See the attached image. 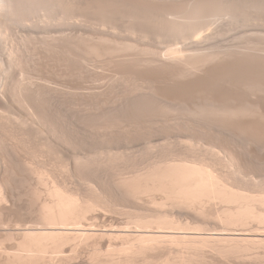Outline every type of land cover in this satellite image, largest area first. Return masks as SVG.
Returning a JSON list of instances; mask_svg holds the SVG:
<instances>
[{"label":"bare ground","instance_id":"6f19581e","mask_svg":"<svg viewBox=\"0 0 264 264\" xmlns=\"http://www.w3.org/2000/svg\"><path fill=\"white\" fill-rule=\"evenodd\" d=\"M255 1L143 0L142 3L146 2L149 9L153 8L152 11L155 13L150 28L160 35L165 33L173 42V44L168 43L170 46L164 48L165 51L163 49L157 51L153 40L148 44L151 46L153 43L155 45L153 48L138 44L137 42L141 43V40L138 41L137 38L132 39L134 42H130L129 38L124 41L117 38L116 40L114 38L118 36L116 31L118 27L114 26L116 23L112 25L113 22L103 21L105 18L108 21L112 19V17L108 19V10L107 13L106 10L98 11L97 16L90 14V17L86 16L101 22L99 36L97 33V37H92L95 36L93 33L91 36L86 35L81 28L82 19L86 15L83 0H0V117L5 118L3 120L16 123L20 132L26 133L24 135L37 134L43 139L42 141L39 138L42 145L59 149L62 153L65 149L70 164L73 163L75 168L78 166V171H81L79 166L83 163L81 161L84 157L83 159L82 156L79 157L80 151L77 152L76 146L84 131L105 138L104 141L98 139L102 145L99 144L100 147L96 151L100 149L102 153L115 154L117 158L120 157V162L124 157L125 160L126 158L132 160L130 157L139 156L145 151L157 153V151L179 150L177 152L183 151L187 154L191 151L196 152L195 154H198V151L203 152L197 157L192 154L190 155L192 157L181 155L182 157L173 159L172 156V159L168 160L159 158L151 164L149 161L147 162L149 166L145 168L142 166V169L141 166L137 167L136 169L139 168L137 171L127 172L125 176L118 174L114 181L111 180L119 194L118 199L120 197L119 200L122 199L127 207L135 209L132 210L135 217L132 218L130 215L131 218L125 220L118 215L111 219V226H108L112 227V230L107 227L106 231L108 232L109 228L110 233L111 231L115 233L111 235L104 233L110 237H106L110 239L109 245L108 242L99 243L98 239L104 234L93 231V228L98 229L97 231L101 229L95 222L98 218L95 216L102 212L104 214V211L108 212L105 215L109 216L114 210L126 212L123 208L119 210L115 206L108 205L109 200L106 203L103 197L106 192L102 195L101 189L97 191L96 188L95 190L88 186V191L80 192L81 190L78 191L77 188L74 190L70 184L68 185V181L65 182V178L64 181L60 179L61 183L56 182L57 179L52 181L45 169L30 171L31 166L25 162L30 166L26 165L30 168L32 176L37 177L39 181L36 185H42L41 189L44 188L42 191L38 189L41 198L39 197V205L36 204L38 217L35 225L43 229L65 228L72 231L54 232L47 229L35 232L26 228L28 232H25L26 230L23 232L21 229L22 240L16 243L15 251L7 253L3 249L7 255L4 254L6 256L2 264L50 262L53 264H226L233 260L243 261L250 256L263 260L264 254L256 252L264 250V163L257 162L256 165L244 168L241 164L229 162V159L232 160L230 154L234 151L253 149L264 152V85H258L261 83L258 82L259 80H257L258 84H254L256 73L253 75L252 71L250 75V70L247 71L249 75L243 72L246 78L243 76L242 78H245L247 83L253 79L254 83L250 82L245 87L236 84L238 87H235H240L239 89L223 90L225 87L223 83L220 84V87L223 84V88L217 87L220 82L216 84V80L209 77L205 85L196 86L195 92L189 90L192 89L190 85L195 83L196 79H200L203 73L209 72L213 65L224 63L228 59L264 66V29H259L264 27L262 26L264 0L258 1L259 3ZM254 17L260 19L262 23L260 27L257 25L260 22L255 21ZM251 18L254 20L251 21ZM132 20L131 23L134 22ZM251 24L256 25V28L249 30L253 27ZM238 26L241 29L236 30L235 33L239 36H233L235 40L230 42L226 40L227 43L218 42L219 38L222 39L221 36L233 34ZM136 28L135 31L139 30ZM146 32L139 34L144 33L147 36L153 33ZM132 33L135 36L137 32ZM119 36H121L120 32ZM142 42L147 44L146 41L142 40ZM132 52L139 54L136 57L131 56L129 53ZM85 54L90 58H86ZM145 54L151 56L145 57ZM105 57L106 59L115 57L118 59L117 64L122 63L128 71L139 74V77L142 73L146 75L150 70L159 71L160 74L162 71L164 76H161L164 80L161 78L158 81L165 85L159 89L166 97L157 96L156 89L147 82L131 83V80H126L127 78L125 79V75L122 74L115 77L113 83L115 86L108 82L113 87L109 85L103 87L104 84H99L100 87L97 85V88L95 85L89 86L91 88L88 89L87 86L82 87L80 77L83 67L88 70L90 61L102 62L106 60ZM53 63L56 67L52 66ZM54 67L55 74H53L54 70H51ZM67 68L71 70L70 85L64 82ZM225 68H221L229 69L225 75L233 73H230L229 67ZM241 70L238 74L242 72ZM217 74L221 77L223 74V79L226 77L224 73ZM260 75L263 80L264 74L262 76L260 73ZM232 77L238 80L235 75ZM242 78L240 79L239 76L240 83ZM232 85L230 86L234 87ZM241 87L244 88L241 90ZM83 88L87 91H82ZM110 89L116 90L120 97L110 102L103 101L105 100H102L103 95ZM67 96L72 103L70 109L72 115L69 123L60 125L63 120L60 123L55 121L58 120L56 117L59 116L58 112ZM173 98H177L178 101L177 99L173 101ZM82 118L83 122L86 120L85 124H81ZM96 145L98 146V143ZM5 162L0 158L2 172L7 170ZM70 167L68 165L66 168ZM60 168L62 170L63 167ZM70 170L71 168L65 172ZM28 180H25L27 184ZM8 187L11 186L7 182H0V226L11 225L10 221L6 223L4 220L9 219L4 217L11 207L13 197L10 192L14 191H10ZM37 188H35L36 193H38ZM33 190L31 192L34 196L37 195ZM92 192L95 195H92ZM12 207L14 208L13 205ZM101 210L103 211L100 212ZM86 227L89 229L86 230ZM93 238L94 240L98 238V243L96 240L94 242ZM104 244L107 246H103ZM66 247H70L69 253H66ZM83 251L88 255L85 260L83 259L84 262H80Z\"/></svg>","mask_w":264,"mask_h":264},{"label":"rangeland","instance_id":"374dc122","mask_svg":"<svg viewBox=\"0 0 264 264\" xmlns=\"http://www.w3.org/2000/svg\"><path fill=\"white\" fill-rule=\"evenodd\" d=\"M120 1V2H119ZM127 1V2H126ZM142 1L143 0H139V1H136V0H83V5H84V8H85V17L82 19L83 21H82V32H84L86 35L87 34H90L89 36H91L92 34L91 33H93V34H95V36H92V37H97L96 36V33H97V35L99 36V33H101L100 32V27L101 26H99L100 24H101V22L100 21H98V20H96V19H91V18H87V17H90V15L91 16H97V13H99V12H101V11H105L106 13H107V10H108V14H109V17H108V19H110L111 17H112V19H110L109 21L107 20V18H105V20H103V21H107L108 23H111V22H113V23H111L112 25H114L115 23V27L117 28V37L115 36L114 38L116 39H121V41H124L125 39H128V40H131L130 42H134V40L137 38V39H139L138 41H140L141 40V43H139V42H137L138 44H140V45H147V46H149V47H151V48H153V47H155V45L157 46V47H159L160 49H157V47L155 48V50H160V51H162V49H163V51H165L164 50V48H168L169 46H170V44L172 43L173 44V42L171 41V39H169V37H167L166 36V34L165 33H162L161 35H160V33L159 32H157V31H155V30H152L151 28H150V26H151V22H152V20L153 19H155L154 17H155V13H153V11H152V9L153 8H151V9H149V6H147L148 4L146 3V2H143L142 3ZM252 1H255V0H252ZM258 1H260V0H256L255 2H258ZM141 2V3H140ZM95 3V4H94ZM120 3H121V5H120ZM136 3V4H135ZM259 3V2H258ZM114 4V5H113ZM134 6H133V5ZM94 5V6H93ZM130 5V6H129ZM119 6V7H118ZM144 6V7H143ZM93 7V8H92ZM123 8V9H122ZM127 8V9H126ZM91 9V10H90ZM96 9V10H95ZM98 9H100V10H98ZM144 9H145V11H144ZM86 10H88V11H86ZM117 10V11H116ZM147 10V11H146ZM155 10V9H154ZM96 11V12H95ZM99 11V12H98ZM88 12V13H87ZM90 12V13H89ZM95 13V14H94ZM150 13V14H149ZM90 14V15H89ZM113 16H112V15ZM154 14V15H153ZM89 15V16H88ZM124 15V16H123ZM87 16V17H86ZM153 18H152V17ZM257 16V15H256ZM116 17H118V19L116 18ZM259 17V16H258ZM257 17V18H258ZM115 18V19H114ZM124 18V19H123ZM129 18V19H128ZM137 18V19H136ZM253 18V17H252ZM251 18V19H252ZM254 18H256V17H254ZM256 18V20L255 21H257V22H260L259 24H257L258 26L259 25H262V23L264 24V18L262 19V23H261V21H260V19L258 20ZM260 18V17H259ZM262 18V17H261ZM117 19V20H116ZM119 19H120V23H119ZM128 21H127V20ZM131 19H133L134 20V22H136V23H134V22H130L131 21ZM147 19V20H146ZM122 20H124L123 22H122ZM132 20V21H133ZM139 20V21H138ZM254 19H252L251 21H253ZM141 21V22H140ZM146 21V22H145ZM84 22H85V24H84ZM100 22V23H99ZM115 22V23H114ZM125 22V23H124ZM129 22V23H128ZM145 22V23H144ZM123 23V24H122ZM143 23V24H142ZM147 23V24H146ZM149 23V24H148ZM142 24V25H141ZM132 26V27H130V26ZM141 25V27H139ZM252 26H253V24H251ZM251 25H248V27L249 26H251ZM134 26H138V28H136V27H134ZM144 26V27H143ZM148 26V27H147ZM255 26V27H254ZM253 27H250V29L249 30H251V28L252 29H255L256 28V25H254ZM257 26V27H258ZM262 26H264V25H262ZM126 27V28H125ZM260 27V26H259ZM258 27V28H259ZM135 28L136 29H139V30H136L135 31ZM144 28H145V30H144ZM240 27L238 26V28H236L235 29V31L234 32H232L233 34L235 33V32H237L238 30H240L239 29ZM245 30H246V28H244ZM248 29H247V31H248ZM259 29H264V27H260ZM86 30V31H85ZM118 30H119V32H120V35L121 36H119V32H118ZM130 30H133V31H130ZM141 30H143V31H141ZM149 30H151V31H149ZM237 30V31H236ZM244 30V31H245ZM140 31V32H139ZM146 32V33H152L153 31H155V32H153L152 33V35L151 34H147V36H145L144 35V33L143 34H139V33H141V32ZM149 31V32H148ZM129 32V33H128ZM132 32H139L137 35L135 34V36L134 35H132L133 33ZM106 34H108V33H106ZM128 34V35H127ZM130 34V35H129ZM164 34V35H163ZM231 34L230 36H232V37H230L229 35L227 36V35H225V36H221V38L223 39H220L219 38V40H218V42H221V43H227V42H230V41H233V40H235L234 39V37L236 36V37H238L239 35L238 34ZM250 34V33H249ZM148 35H149V37H148ZM151 35V36H150ZM132 36H134L133 38H132ZM143 36V37H142ZM160 36V37H159ZM161 36H165L164 38L162 37L161 38ZM234 36V37H233ZM119 37V38H118ZM127 37V38H126ZM144 37H148V38H145L144 39ZM226 37V38H225ZM131 38V39H130ZM159 40H158V39ZM166 38H168V39H166ZM233 38V39H232ZM116 39V40H117ZM132 39H134V40H132ZM147 39V40H146ZM230 39V40H229ZM127 40V41H128ZM142 40L143 41H146V43L147 44H144L145 42H142ZM151 40V41H150ZM154 42H153V41ZM226 40H227V42H226ZM137 41V40H136ZM135 41V42H136ZM150 41V43H148V42ZM170 41V42H169ZM151 42H153L152 43V45L150 46V45H148V44H151ZM143 43V44H142ZM168 43H170V44H168ZM164 45V46H163ZM169 45V46H168ZM167 46V47H166ZM131 56L132 55H134L135 57L136 56H138V54H136V52L135 53H129ZM146 55V54H145ZM86 58L88 57V56H86V54L84 55ZM150 57L151 55H146L145 57ZM90 57H88V59H89ZM109 58L110 57H108L107 59H106V57H105V59L107 60H103L102 62H95V61H90L91 63H90V67H89V69L87 70V68H85V67H83V71H82V73H81V76L82 77H80V80H81V85H82V87L84 86V88L87 86V89H88V87L89 86H94L95 85V87L97 88L98 86L100 87V85H102V84H104V85H102L103 87L105 86V85H107V87H109V86H112L113 85V83L115 82V80H116V76H121V74H122V76H124L125 75V79L126 80H128V81H130L131 83L133 82V83H135V82H139V83H141V82H143L144 81V83H148V84H150V85H152L155 89H156V94H157V96H162V97H164V95L162 94V92H161V89H159V88H162V86L163 85H165V83H163V84H161L162 82L161 81H158V79H161L162 78V76H164V75H162V71H161V74H160V72L159 71H147L146 72V75H144L145 73H142L141 75H140V77L138 76L139 74H134L132 71H128V68H126V66H123L122 65V63H120L119 62V64H117L118 63V59H116L115 57H111L110 58V61H108L109 60ZM115 60H117V61H115ZM236 60V59H235ZM106 61V62H105ZM109 62H111V64L109 63ZM229 62V63H228ZM237 62H239V63H237ZM241 62H243V63H241ZM115 63V64H114ZM94 64V65H93ZM114 64V65H113ZM235 64V65H234ZM257 63H255V64H253L252 65V63L250 62H246V61H239V60H236V61H234V60H227V61H225L224 63H221V64H217L216 63V65H213V68L209 71V72H206V73H203L204 75L203 76H201V77H203V78H201L200 77V79H194L195 80V83L193 82L191 85H190V87L192 88V89H189L190 87L188 86V89L189 90H191V92L193 91V92H195L194 90H195V88H196V86H201V84L202 85H205L206 83V79H209V77H210V79H212L213 78V80H216V84H217V82L219 81L220 83H219V85L217 84V87H220V84L221 83H223L224 84V86H223V84L221 85V87L220 88H223V90L225 89V90H230L231 88H235V89H239V88H236V87H238V85H236V84H240L241 86L242 85H244V87L246 86V85H248L250 82L251 83H254V82H256V83H254V84H258L257 83V80H259L258 82H261V83H259L258 85H264V77L262 78L263 80H261V75H260V73L262 74V76H263V74H264V66H262V65H260V64H257ZM55 65V67H56V64L55 63H53V65L52 66H54ZM99 65V66H98ZM103 65V66H102ZM117 65V66H116ZM240 65V66H239ZM242 65V66H241ZM261 67H263L262 69H260L259 67L260 66ZM215 66H217L216 68H215ZM220 66H221V68H225V66H226V68L225 69H227V67H229L230 68V73L231 72H233V73H229L230 75H225V73H228L229 72V69L228 70H224V69H221L220 68ZM256 66V67H255ZM257 66H258V68H257ZM55 67L54 68H51V70L53 69H55ZM250 67V68H249ZM91 68V69H90ZM107 68V69H106ZM234 68H236V69H234ZM239 68H242V69H244L245 71H243V70H241L242 72H239L240 74H238V71H240L239 70ZM215 69H219L218 71L217 70H215ZM96 70V71H95ZM130 70V69H129ZM213 70H214V73H213ZM220 70H222V71H220ZM232 70V71H231ZM234 70H236L235 72H234ZM251 70V72H249V74L250 75H252V71H253V75L255 76V80H250L249 81V78L247 77V80L249 81V83H247V81L245 80V78H246V76H244V73L243 72H245V74H248V72L247 71H250ZM259 70H261V71H259ZM69 71V72H68ZM90 71V72H89ZM115 71V72H114ZM128 71V72H127ZM211 71H212V73H211ZM216 71V72H215ZM223 71H225V72H223ZM53 72V71H52ZM55 72H56V70H54V72H53V74H55ZM149 72H150V74H149ZM220 72L221 73H224V75L226 76V77H224V79H223V74H222V77L221 76H218V74L217 73H219L220 74ZM258 72H260L259 73V75H258ZM160 75H159V74ZM216 73V74H215ZM242 73V74H241ZM65 74H66V77H65V84H67V85H70L71 84V81H72V79H71V70L69 69V68H67L66 70H65ZM119 74V75H118ZM214 75V77H213V75ZM233 74V75H232ZM248 74V75H249ZM85 75V76H84ZM148 75V76H147ZM162 75V76H161ZM207 75V76H206ZM236 76V77H238V80H236V78L234 77H232V76ZM238 75V76H237ZM143 76V77H142ZM218 76V77H217ZM239 76H240V79L242 78V76L243 77H245V78H242V80H241V83H240V81H239ZM259 76V77H258ZM102 77V78H101ZM116 77V78H115ZM130 77V78H129ZM227 77H229V78H227ZM95 78V79H94ZM111 78V79H110ZM252 78V77H251ZM256 78H258V79H256ZM260 78V79H259ZM90 79V80H89ZM130 79V80H129ZM202 79V80H201ZM205 79V80H204ZM228 79V80H227ZM233 79H234V81H233ZM114 80V81H113ZM118 80V79H117ZM133 80V81H132ZM162 80H164L163 78H162ZM235 80H236V82H235ZM204 81V82H203ZM225 81V82H224ZM229 81H232L231 83H233V85L229 82ZM237 81H239V83H237ZM263 81V82H262ZM98 82V83H97ZM108 82H110V84L112 83V85H110ZM117 82V81H116ZM129 82V83H130ZM228 82V83H227ZM106 83V84H105ZM130 83V84H131ZM229 84V85H227V84ZM100 84V85H99ZM196 84V85H195ZM226 84V85H225ZM98 85V86H97ZM109 85V86H108ZM230 85H232V86H234V87H231ZM239 85V86H240ZM101 86V87H102ZM113 86H115V84L113 85ZM112 86V87H113ZM195 86V87H194ZM236 86V87H235ZM243 87V88H244ZM83 88V90L82 91H84L85 89ZM89 88H91V87H89ZM93 88V87H92ZM229 88V89H228ZM242 87H241V90L243 89ZM114 90V89H113ZM109 90L106 94H104L103 95V97H102V100L103 99H105V100H103V101H113V100H115L116 98V100H118V98L120 97L119 95L120 94H118L117 93V91L116 90ZM85 91H87V90H85ZM84 91V92H85ZM166 97V96H165ZM164 97V98H165ZM84 98H86V97H84ZM174 99V98H173ZM175 99H177V98H175ZM175 99L173 100V101H175ZM71 100H70V97H66L65 99H64V101H63V103H62V106H61V112H60V110H59V116L58 117H56L58 120H54V119H56V118H54L53 119V122L55 121L56 123H60L62 120V122L60 123V125L62 124L63 125V123H65V124H67V123H69L70 122V116L72 115V110H70L71 109V102H70ZM170 101H172V99L170 98ZM176 101H178V99L176 100ZM69 112H68V111ZM57 111H58V109H57ZM56 111V112H57ZM68 113V114H67ZM70 113V114H69ZM63 118H62V117ZM66 116V117H65ZM69 116V117H68ZM65 118V119H64ZM0 153L2 154H4V155H2L1 156V154H0V158H3V160L4 161H6L5 162V167H6V169L8 170H5L4 172H2V171H0V182H7L8 183V185H10L11 187L10 188H12V189H10L9 187V190L10 191H12V190H14L13 192H10V193H12V199H11V207H10V210L5 214V217L4 218H7L8 219V217H9V219L8 220H6V219H4L5 221H6V223H9V221H10V223H11V225H5V226H0V251L1 252H4V251H6L7 253H9V252H14L15 251V247H16V243L18 242V241H21L22 239V233L26 230V228L29 230H32V231H35V232H39V231H46L47 229H49V228H44L43 229V227H41V226H39V228H38V226L37 225H35V223L37 222L36 220H37V218L36 217H38L37 215H38V207H36V204H37V206L39 205V201H40V191H42V190H44V188L43 189H41V187H43L42 185H36V183H38L39 181L37 180V177L35 178V176L33 175L32 176V174H31V172L30 171H34L35 169H37V170H35V171H40V169L43 171V169H45L44 171H46L47 173H49V177H50V179L52 178V181H55L56 179H57V181L56 182H60L61 183V181L65 178V182H67L68 181V185L73 189L74 188V190H77L78 189V191L79 190H81L80 192H83V190L84 191H88V189H89V187L90 188H96L97 189V191L98 190H100L101 192L100 193H102V195L105 193V195H103V197H104V200L106 199V203H107V201L109 202V203H107L108 205H112V206H115V208L116 209H119L120 210V208L122 209H124L126 212H124L123 211V213L121 212V211H118V210H112L111 212L113 213V214H110V216L109 215H105V213H106V211H104L105 213L103 214V210H101L100 212H102V214L99 216V215H96L95 217H100L99 219L97 218V220L95 221L96 222V224H97V226L99 225L100 227H101V231L103 232V230L105 229V231L102 233L100 230L99 231H97L98 229H95V228H93V231H95V233L96 232H98L99 234H104L105 232L107 233V235H111V233L113 234V233H115V232H112L111 231V233H110V229L112 228V227H109L108 225H110L111 226V219H113V218H115V217H117L118 215H120V216H118V217H120V218H124L125 220H127V219H129V218H131V216H132V218L133 217H135V214L133 213L134 211H135V209L133 208V207H127V205H126V203L121 199V200H119L120 199V197H119V199H118V195L119 194H117V190L115 189V186H114V184H113V181H114V179L115 178H117V176H125V175H127V172H130V173H132V172H135V171H137L138 169H136L137 167H140V169H142L143 167L145 168V166H147L149 163L151 164L152 162H154V160L156 161V160H159V158H160V160L162 159V160H168V159H174V157L175 158H178V156L179 157H192V156H190V155H192V154H195L196 152H190V154H187L186 152L184 153L183 151H180V152H177V151H179V150H175V151H157V153L156 152H143L141 155H139V156H136V157H130V159H132V160H129L128 158H126V160H125V157L121 160V162H120V157H116V156H114L115 154H111V153H109V154H106V153H102L101 152V150L100 149H98V151H96L97 150V148L98 147H100L99 146V144L100 145H102V143H99L98 142V139L100 138L101 140H103L104 141V139L105 138H101V137H96V136H94V134H92V133H88L87 131L85 132H83V135H81L80 136V141H79V143H78V145L76 146V148L78 149V153H79V151H80V154H79V157H81L82 159H83V157H84V160L83 161H81V163H79V164H81L79 167H81V169H79V170H81V171H78V169H77V167L75 168V165L73 164V163H71L70 164V161L68 160V158H67V156H66V151H65V149H63L64 150V152L62 153V151L60 152V150L58 149H53V148H50L49 146H47V145H42V141H43V139H41V137H39L37 134H32V133H29V134H32V136L31 135H24V134H26L25 132H24V134L22 133V132H20V129H18L17 128V126H16V123H14L13 122V124L15 125H13L12 124V121H10L9 120V122H7L6 120H3V119H5V118H1L0 117ZM83 118L80 120V121H82L81 122V124L82 123H86L85 121L83 122ZM88 121V120H87ZM67 122V123H66ZM8 123V124H7ZM55 124V123H54ZM87 126L89 125V123L88 124H86ZM2 126H4V127H2ZM85 126V125H84ZM5 127H7V129L5 128ZM14 127V128H13ZM86 127V126H85ZM4 128V129H3ZM13 131V132H12ZM5 134V135H4ZM21 134L23 135V136H21ZM91 134V135H90ZM35 135H37V137L35 136ZM90 135V136H89ZM18 136V137H17ZM27 136H29V137H27ZM83 136V137H82ZM94 136V137H93ZM10 137V138H9ZM25 137H26V139H25ZM94 139H93V138ZM96 137V138H95ZM24 138V139H23ZM32 138V139H31ZM42 140L41 142L39 141L40 139ZM7 141H6V140ZM27 139H29V140H27ZM78 139V140H79ZM22 140H23V142H22ZM69 140V139H68ZM88 140V141H87ZM91 140V141H90ZM93 140V141H92ZM96 140V141H95ZM21 141V142H20ZM100 141V140H99ZM5 142H8V143H5ZM26 142V143H25ZM96 142V143H95ZM100 142H102V141H100ZM98 143V146L96 145ZM17 144V145H16ZM19 144V145H18ZM21 144H23V145H21ZM93 144H95V145H93ZM14 146V148H13V146ZM29 145V146H28ZM37 145V146H36ZM7 146V147H6ZM17 146V147H16ZM30 146H31V148H30ZM36 146V148H34ZM70 147H71V149H72V146L71 145H69ZM46 147V148H45ZM1 148H3V149H1ZM6 148V149H5ZM94 148V149H93ZM40 149V150H39ZM51 149V150H50ZM53 149V150H52ZM5 150H7V151H5ZM50 150V151H49ZM14 151V152H13ZM93 151V152H92ZM95 151H96V153H95ZM248 151V152H247ZM90 152V153H89ZM175 152V153H174ZM233 152V151H232ZM232 152H228L229 154L230 153H232ZM235 152V153H234ZM232 154H230V157H233L232 158V160L231 159H229V162L230 161H233L234 163H237V164H241V167H244V168H248L249 166H251V165H256L257 164V162L259 163V164H262V163H264V152H260V151H257V150H250V149H248V150H242V151H234ZM18 153V154H17ZM20 153V154H19ZM54 153V154H53ZM58 153V154H57ZM65 153V154H64ZM147 153H149V154H147ZM152 153H153V155H152ZM167 153V154H166ZM170 153V154H169ZM180 153V154H179ZM189 153V152H188ZM198 154H195L196 155V157L201 153H199V151L197 152ZM6 154V155H5ZM8 154V155H7ZM29 154V155H28ZM101 154H104V155H106V156H103V155H101ZM110 154H111V156H110ZM158 154V155H157ZM161 154V155H160ZM162 154L164 155V156H162ZM201 154H203V152L201 153ZM233 154H234V156H233ZM236 154V155H235ZM11 155V156H10ZM33 155V156H32ZM37 155V156H36ZM43 155V156H42ZM45 155V156H44ZM62 155V156H61ZM92 155V156H91ZM100 155V156H99ZM109 157H108V156ZM151 155V156H150ZM182 155V156H181ZM194 155V156H195ZM209 155V154H208ZM207 155V156H208ZM232 155V156H231ZM261 155H263V156H261ZM7 156V157H6ZM47 156V157H46ZM114 156V157H113ZM145 156V157H144ZM154 156V157H153ZM157 156V157H156ZM160 156V157H159ZM173 156V157H172ZM14 157V158H13ZM40 157V158H39ZM53 157V158H52ZM104 159H103V158ZM115 157L117 158L116 160H115ZM139 157V158H138ZM152 157V158H151ZM164 157V158H163ZM168 157V158H167ZM172 157V158H171ZM208 157H210V156H208ZM251 157V158H250ZM18 158V159H17ZM101 158H102V160H101ZM153 158H155V159H153ZM158 158V159H157ZM21 159V160H20ZM24 159V160H23ZM89 161H88V160ZM113 159V160H112ZM151 159V160H150ZM233 159H235V161L233 160ZM10 160V161H9ZM87 160V161H86ZM105 160V161H104ZM124 160V161H123ZM128 160V161H127ZM241 160V161H240ZM44 161V162H43ZM56 161V162H55ZM93 161V162H92ZM116 161V162H115ZM126 161V162H125ZM150 161V162H149ZM24 162V163H23ZM25 162H27L28 164H26ZM115 162V163H114ZM123 162V163H122ZM132 162V163H131ZM142 162V163H141ZM147 162H149V163H147ZM56 163H58V164H56ZM99 163V164H98ZM103 163V164H102ZM118 163H119V165H118ZM125 163V164H124ZM126 163H127V165H126ZM137 163V164H136ZM140 163V164H139ZM243 163H244V166H242L243 165ZM251 163V164H250ZM22 164H25V165H22ZM41 164V165H40ZM66 164H68V165H70L71 167V170H70V172H65L66 170H68L69 171V169H67L68 168V165H66ZM90 165V166H88V165ZM113 165L112 167H111V165ZM123 166H122V165ZM136 164V165H135ZM144 164V165H143ZM26 165H28L30 168H32L31 170H30V168L28 167V166H26ZM61 165V166H60ZM65 165V166H64ZM83 165H84V167H83ZM97 165V166H96ZM105 165V166H104ZM118 165V166H117ZM131 165V166H130ZM133 165H134V167H133ZM245 165H246V167H245ZM248 165V166H247ZM13 166V167H12ZM25 166V167H24ZM36 166V167H35ZM88 166V167H87ZM109 166V167H108ZM116 166V167H115ZM128 166H130V167H128ZM143 166V167H142ZM149 166V165H148ZM15 167V168H14ZM27 167V168H26ZM46 167H48V168H46ZM60 167H63V168H65V169H63L62 168V170H60L61 168ZM67 167V168H66ZM90 167V168H89ZM120 167V168H119ZM122 167V168H121ZM126 167V168H125ZM29 168V169H28ZM34 168V169H33ZM84 168H86V169H84ZM95 168V169H94ZM118 168V169H117ZM129 170H128V169ZM23 169V170H22ZM106 169V170H105ZM117 169V170H116ZM123 169H125L126 171H124ZM25 170V171H24ZM30 170V171H29ZM49 170V171H48ZM63 170H64V172H63ZM83 170V171H82ZM112 170V171H111ZM13 171V172H12ZM21 171V172H20ZM50 171H51V174H50ZM72 171V172H71ZM86 171H88V172H86ZM119 171V172H118ZM53 172H55V173H53ZM58 172H59V174H58ZM61 172V173H60ZM80 172V173H79ZM86 172V173H85ZM112 172V173H111ZM118 172V173H117ZM6 173H8V174H6ZM13 173H15V174H13ZM21 173V174H20ZM28 173V174H27ZM53 173V174H52ZM64 173H67V174H64ZM69 173V174H68ZM73 174L72 176H71V174ZM84 175H83V174ZM92 175H91V174ZM95 173V174H94ZM29 175V176H32V177H29V176H27V175ZM77 174V175H76ZM115 174H116V176H115ZM119 174V175H118ZM121 174H123V175H121ZM53 175V176H52ZM57 175V176H56ZM59 175V176H58ZM95 175V176H94ZM100 175V176H99ZM109 175V176H108ZM13 176V177H12ZM15 176V177H14ZM52 176V177H51ZM56 176V177H55ZM55 179H54V178ZM82 177V178H81ZM90 177V178H89ZM25 178H27V179H25ZM30 178V180H28ZM32 178V179H31ZM35 178V179H34ZM70 178H72V179H70ZM76 178V179H75ZM80 178V179H79ZM85 178V179H84ZM108 178V179H107ZM113 178V179H112ZM2 179V180H1ZM8 179H9V181H8ZM14 179V180H13ZM21 179V180H20ZM60 179H62V180H60ZM67 179H70V180H67ZM84 179V180H83ZM22 180H24V181H22ZM28 180L29 181V183L31 184L32 182V184L30 185L29 183L27 184V182L26 181ZM32 180V182H30ZM34 180H36L37 182H35ZM77 180V181H76ZM105 180V181H104ZM111 180H113V181H111ZM17 181V182H16ZM49 181V180H48ZM52 181H49V182H52ZM64 181V180H63ZM35 182V183H34ZM85 182V183H84ZM98 182V183H97ZM10 183V184H9ZM17 183V184H16ZM21 183V184H20ZM71 183H73V184H71ZM106 183V184H105ZM112 183V184H111ZM34 184V186H32ZM95 184V185H94ZM100 184V185H99ZM19 185V186H18ZM26 185V186H25ZM28 185V186H27ZM74 187H73V186ZM78 185V186H77ZM87 185V186H86ZM102 185V186H101ZM15 186V187H14ZM22 186H24V187H22ZM34 189H32L31 187ZM86 186V187H85ZM89 186V187H88ZM114 186V187H113ZM20 187H22V188H20ZM30 187V188H29ZM37 188V192L38 193H36V190H35V188ZM105 187V188H104ZM77 188V189H76ZM84 188V189H83ZM19 189V190H18ZM31 189V190H30ZM40 191H39V190ZM95 189V190H96ZM35 191V194H37V195H35L34 196V194H33V192H31V191ZM94 190V191H95ZM103 190H104V192H103ZM116 190V191H115ZM21 193H20V192ZM27 191V192H26ZM30 191V192H29ZM16 193V194H15ZM21 194V195H20ZM92 195H95L94 194V192H92L91 193ZM96 194H97V192H96ZM24 195V196H23ZM33 195V196H32ZM36 196H38V197H36ZM98 196V195H97ZM15 197V198H14ZM37 199H36V198ZM40 197V198H39ZM96 197V196H95ZM108 197V198H107ZM18 198V199H17ZM17 199V200H16ZM21 199V200H20ZM113 199H115V200H113ZM20 200V201H19ZM38 200V201H37ZM110 200H112V201H110ZM36 201V202H35ZM30 202V203H29ZM35 202V203H34ZM112 203V204H111ZM120 205V207H119V205ZM12 205L14 206V208L12 207ZM126 206V207H123V206ZM28 206V207H27ZM117 206V207H116ZM16 208V209H15ZM130 208V209H129ZM11 209H12V211H11ZM36 212H35V211ZM111 210V209H110ZM131 212H130V211ZM132 210H134V211H132ZM11 211V212H10ZM117 211V212H116ZM11 214H10V213ZM31 212V213H30ZM110 212V213H111ZM129 212V213H128ZM22 213H23V215H22ZM36 213V214H35ZM117 213V214H116ZM132 213V214H131ZM11 215V217H10V215ZM106 214H108V212L106 213ZM127 214V215H126ZM6 215H7V217H6ZM22 215V216H21ZM31 215V216H30ZM113 215V216H112ZM122 215V216H121ZM125 215L127 216V217H125ZM128 215H129V217H128ZM131 215V216H130ZM102 216H103V218H102ZM104 216L106 217V216H109V217H106V218H104ZM115 216V217H114ZM13 217V218H12ZM90 217H94V216H90ZM89 217V218H90ZM110 218V219H109ZM31 219L33 220V221H31ZM101 219V220H100ZM104 219V220H103ZM14 220V221H13ZM22 220V221H21ZM102 220H103V222H102ZM110 220V221H109ZM8 221V222H7ZM12 221V222H11ZM101 221V222H100ZM106 221V222H105ZM18 223V224H17ZM21 223V224H20ZM28 223V224H27ZM33 223V224H32ZM89 223H91V222H89ZM23 224V225H22ZM37 224V223H36ZM87 224H88V222H87ZM103 226H102V225ZM106 226H105V225ZM15 225V226H14ZM10 226V227H9ZM23 226V227H22ZM29 226H30V228H29ZM88 226V225H87ZM5 227V229H3ZM18 227V229H16ZM99 227V228H100ZM107 227H109L108 228V232L106 231L107 229ZM8 228V229H7ZM14 228V229H13ZM33 228V229H32ZM96 228H98V227H96ZM9 229H11L10 231H9ZM21 229L23 230V232L21 231ZM52 229V230H51ZM61 228H50L49 230H47V231H56V232H68L69 230L68 229H66L65 230V228H62L61 230H60ZM87 229H89V227L87 228L86 227V230ZM2 230V231H1ZM29 230V231H30ZM112 230V229H111ZM8 231H9V233H10V235H9V233H8ZM72 230H70L69 232H71ZM1 232H4V233H1ZM25 232H28L27 230L25 231ZM101 232V233H100ZM128 232V231H127ZM7 233H8V235H7ZM18 233V234H17ZM97 233V234H98ZM17 234V235H16ZM238 234V233H237ZM107 235H105L104 234V236H99L100 237V239H98V238H96L95 240H96V242L98 243V241H97V239L99 240V243H101V242H103V243H107V245H109L110 244V239H107L109 236H107ZM6 236H7V239H6ZM9 236H11V237H9ZM18 236V237H17ZM20 236V237H19ZM17 237V238H16ZM107 237V238H106ZM110 238V237H109ZM113 239L115 240V238L113 237ZM95 240H94V238H93V241L95 242ZM101 240V241H100ZM108 240V241H107ZM114 240H112V241H114ZM4 241V242H3ZM8 241V242H7ZM12 243H11V242ZM111 241V242H112ZM117 241H118V239H117ZM117 241H116V243H117ZM3 242V243H2ZM103 243H101V244H103ZM114 243H115V241H114ZM113 243V244H114ZM115 243V244H116ZM106 244H104L103 246H105ZM106 245V246H107ZM3 246V247H2ZM13 246V247H12ZM6 247V248H5ZM13 248V249H12ZM67 249H65V251H66V253H69L70 251H68V250H70V247H66ZM69 248V249H68ZM3 249H4V251H3ZM14 250V251H13ZM87 250V249H86ZM85 250V251H86ZM85 251H83L82 252V256H81V258L79 259V261L80 262H84L83 261V259L85 260L86 258H87V255H88V253L87 252H85ZM88 252H89V250H87ZM0 252V253H1ZM6 252H4L3 254H0V264H2V261H3V259L5 258V256L7 255V253ZM256 253H260V254H264V250L263 249H261L259 252L257 251ZM4 254H6V255H4ZM253 254V253H252ZM84 255V256H83ZM255 255V254H254ZM81 259H82V261H81ZM263 260H261V258H260V260H259V258L257 259H255L254 258V256H252V258H251V256H250V258H247L246 257V259L244 260L243 259V261H231V262H229V263H226V264H264V258H262ZM257 260H259V261H257ZM253 261V262H252ZM255 261V262H254ZM86 262V261H85ZM239 262V263H238ZM252 262V263H251ZM258 262V263H257ZM261 262V263H260ZM46 264H53V263H46ZM223 264H225V263H223Z\"/></svg>","mask_w":264,"mask_h":264}]
</instances>
